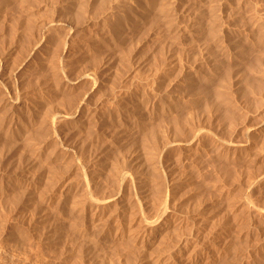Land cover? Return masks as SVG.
<instances>
[{"label":"rangeland","instance_id":"obj_1","mask_svg":"<svg viewBox=\"0 0 264 264\" xmlns=\"http://www.w3.org/2000/svg\"><path fill=\"white\" fill-rule=\"evenodd\" d=\"M263 42L264 0H0V264H144L156 244L146 248L91 230L62 195L63 185L89 170L98 178L97 192L112 190L109 176L121 166L132 176L144 171L143 185L131 189L134 201L145 197V188L153 200L157 184L166 187L171 161L184 188L177 209L187 223L196 216L210 217L204 224L212 230L229 226L230 240L219 255L199 264H264V217L245 206L254 201L255 209L264 210V185L251 187L264 173V153L258 152L264 132L257 131L264 120ZM90 73L95 82L84 77ZM83 99L79 121L52 125L53 115L75 111ZM186 117L224 140L261 143L245 155L221 154L206 139L205 149L213 152L199 150L191 159L175 150L161 161L163 140L186 138L180 132Z\"/></svg>","mask_w":264,"mask_h":264},{"label":"bare ground","instance_id":"obj_2","mask_svg":"<svg viewBox=\"0 0 264 264\" xmlns=\"http://www.w3.org/2000/svg\"><path fill=\"white\" fill-rule=\"evenodd\" d=\"M55 23V22H54ZM56 24V23H55ZM50 25V24H49ZM264 43V42H263ZM40 44V43H39ZM234 44V43H233ZM43 45V44H42ZM241 46V45H240ZM36 47V46H35ZM34 47V48H35ZM238 47V46H237ZM231 48V47H230ZM247 48V47H246ZM236 49V47L234 48ZM232 50V49H231ZM238 53V52H237ZM235 55V54H234ZM32 56V55H31ZM171 62V61H170ZM173 62V61H172ZM236 63V62H235ZM169 64V63H168ZM238 64V63H237ZM173 65V64H171ZM169 66V65H168ZM239 66V65H238ZM248 66V65H247ZM256 66V65H254ZM228 67V65H227ZM257 67V66H256ZM229 68V67H228ZM192 69V68H191ZM222 71V70H221ZM234 71V69H233ZM232 71V72H233ZM239 71V70H238ZM243 71V70H241ZM256 71V69H255ZM167 72V71H166ZM169 72V71H168ZM218 73V72H217ZM228 73V72H227ZM93 73H90V74H86L84 77L86 79H88L89 81L91 82H95V78H94V75H91ZM223 74H224V71H223ZM217 75V74H216ZM230 75V74H229ZM237 75V74H236ZM171 76V74H170ZM219 76V74H218ZM228 76V75H227ZM240 77L243 76L242 72L240 73L239 75ZM154 77V76H152ZM230 77V76H229ZM237 76H235L234 78H236ZM99 78V77H98ZM209 78V77H208ZM218 78V77H217ZM224 78V77H223ZM231 78V77H230ZM233 79V78H232ZM241 79V78H239ZM220 80V79H219ZM156 81V80H155ZM226 82V81H225ZM263 82V81H262ZM219 83V82H218ZM224 83V82H223ZM222 83V84H223ZM261 83V82H260ZM237 84V83H236ZM92 85V84H91ZM221 85V84H220ZM229 85V84H228ZM214 86V85H213ZM221 87V86H220ZM219 87V88H220ZM224 87V86H223ZM231 87V86H230ZM263 88V87H262ZM222 89V88H221ZM154 90V89H152ZM197 90V89H196ZM225 90H227L225 88ZM138 91V90H137ZM125 92V91H124ZM252 92V91H251ZM197 93V92H196ZM212 93V92H211ZM238 93V92H237ZM185 94V93H184ZM204 94V93H203ZM254 94V92H253ZM148 95V94H147ZM199 95V94H197ZM251 95V94H250ZM126 96V94H125ZM157 96V95H156ZM238 96V95H237ZM253 96V95H252ZM173 97V96H172ZM234 97V96H233ZM248 97V96H247ZM145 98V97H144ZM170 98V97H169ZM187 98V97H186ZM194 98V97H193ZM14 99V98H13ZM17 99V98H16ZM135 100V99H134ZM151 100V99H150ZM12 101V100H11ZM230 101V100H229ZM144 102V101H143ZM187 102V101H186ZM189 102V101H188ZM170 103V102H169ZM199 103V102H198ZM13 104V102H12ZM83 104H84V99L78 103L77 106H75V111H72V112H69V113H66V112H58L56 113L55 115H53L52 119H51V123L52 125H57V124H61V123H75L77 121H79V117H78V114L79 112L83 109ZM261 104V103H260ZM115 105V104H114ZM117 105V104H116ZM150 105V104H149ZM194 105V104H193ZM198 105V104H197ZM211 105V104H210ZM213 105V104H212ZM226 105V104H225ZM87 106V105H86ZM91 106V105H90ZM126 106V105H125ZM147 106V105H146ZM13 107V106H12ZM118 107V106H117ZM122 107V106H121ZM158 107V105H157ZM164 107V106H163ZM169 107V106H168ZM206 107V106H205ZM226 107V106H225ZM16 108V107H15ZM125 108V107H124ZM129 108V107H128ZM127 108V109H128ZM143 108V107H142ZM215 108V107H214ZM12 109V108H11ZM62 109V108H60ZM59 109V111H60ZM68 109V108H67ZM66 109V110H67ZM88 109V108H87ZM147 109V108H146ZM171 109V107H170ZM53 110V109H52ZM65 110V111H66ZM73 110V108H72ZM90 110V109H89ZM88 110V111H89ZM131 110V109H130ZM212 110V109H211ZM217 110V109H216ZM19 111V110H18ZM71 111V109H70ZM49 112V111H48ZM83 112V110H82ZM81 112V113H82ZM113 112V111H112ZM126 112V111H125ZM128 112V111H127ZM135 113V111H133ZM143 112V111H142ZM178 112V111H177ZM205 112V111H203ZM217 112V111H216ZM84 113V112H83ZM82 113V114H83ZM91 113V112H90ZM149 113V112H148ZM159 113V112H158ZM212 113V112H211ZM17 114V112H16ZM20 114V113H19ZM18 114V115H19ZM39 114V113H38ZM129 114V113H128ZM176 114V113H175ZM242 114V113H241ZM14 115V114H13ZM12 115V116H13ZM17 115V117H18ZM94 115V113L92 114V116ZM126 115V114H125ZM124 115V116H125ZM178 115V114H177ZM181 115V114H180ZM203 115V114H202ZM213 115V114H212ZM211 115V116H212ZM88 116V115H87ZM86 116V117H87ZM91 116V115H90ZM134 117V115H131ZM130 116V118H131ZM173 116V115H172ZM186 116V115H184ZM245 116V115H244ZM85 115L84 117H81V118H85ZM126 117V116H125ZM150 117V116H149ZM148 117V118H149ZM175 117V116H173ZM214 117V116H213ZM216 117V116H215ZM13 118V117H12ZM15 118V117H14ZM21 118V117H20ZM88 118V117H87ZM90 118V117H89ZM124 118V117H123ZM170 118V117H169ZM181 118V117H180ZM185 118V117H184ZM218 118V117H217ZM23 119V118H21ZM84 119V120H85ZM132 119V118H131ZM160 119V118H159ZM183 119V118H182ZM181 119V120H182ZM19 120V119H18ZM24 120V119H23ZM22 120V121H23ZM83 120V119H80V121ZM127 120V119H126ZM145 120V119H144ZM153 120V119H152ZM165 120V118H164ZM199 120V119H198ZM215 120V119H214ZM213 120V121H214ZM217 120V119H216ZM86 121V120H85ZM99 121V120H98ZM125 121V120H124ZM123 121V122H124ZM151 121V120H150ZM169 121V119H168ZM176 121V120H175ZM184 121V120H183ZM25 122V121H24ZM82 122V121H81ZM80 122V124H81ZM121 122V121H120ZM165 122V121H164ZM171 122V121H170ZM178 122V121H177ZM205 122V121H204ZM222 122V121H221ZM19 123V122H18ZM21 123V122H20ZM97 123V122H96ZM154 123V122H153ZM166 123V122H165ZM168 123V122H167ZM180 123V122H179ZM185 125L184 126H181V133H184V135L186 134V138L184 139H181V140H177V139H166V140H163L164 142H162V145H161V149H162V152H161V155H160V160L161 161H167L169 160V157L171 156L169 153L170 151H175V150H178L177 153L179 152H183V153H186V156H190L189 158H191L194 154H198V151L199 150H203L205 148H207L206 146L208 145L206 139L213 145V147L215 146L216 147V150H218L221 154L224 153V152H243V151H251L253 150L254 148L253 145L255 144V141H252L251 139H249L248 137V142L247 143H239V142H233V141H227L224 140L223 138L215 136V135H212L211 133H209L208 131H206V129H204L203 127L201 126H198V124H196L197 126L194 125V123L192 124L191 120L189 119V117H186L185 119ZM84 124V123H83ZM151 124V123H150ZM184 123L182 122V124L180 125H183ZM260 124V123H259ZM20 125V124H19ZM87 125V124H86ZM96 125V124H95ZM103 124L101 123V126ZM129 125V124H127ZM156 125V124H155ZM166 125V124H165ZM179 125V126H180ZM232 125V124H231ZM107 126V125H106ZM105 126V127H106ZM120 127L123 126V124L121 123V125H119ZM126 126V125H125ZM148 126V125H147ZM170 126V125H169ZM235 126V125H234ZM248 126V125H247ZM250 126V125H249ZM258 126V125H257ZM62 127V126H61ZM151 129H152V125H150ZM154 127V126H153ZM54 128V127H53ZM70 128V127H69ZM94 128V127H93ZM107 128V127H106ZM143 128V127H142ZM169 128V127H168ZM218 128V127H217ZM252 128V126H251ZM73 129V128H72ZM85 129V128H84ZM87 129V128H86ZM104 129V128H103ZM122 129V128H121ZM155 129V128H154ZM255 129V128H254ZM63 130V129H62ZM110 130V129H109ZM114 130V128H113ZM129 130V129H128ZM245 130V129H244ZM250 130V129H249ZM249 130L247 132H249ZM252 130V129H251ZM250 130V131H251ZM67 131V130H66ZM103 132V130H101ZM106 131V130H105ZM153 131V130H151ZM211 131V130H210ZM255 131V130H254ZM257 131L258 133L261 131L264 132V120L261 121V124L258 126L257 128ZM57 132V131H56ZM82 132V131H81ZM80 132V133H81ZM109 132V131H108ZM131 132V131H130ZM154 132V131H153ZM171 132V131H169ZM15 133V132H14ZM68 133V132H67ZM123 133V132H122ZM121 133V134H122ZM127 133V132H126ZM132 133V132H131ZM179 133V132H178ZM215 133V132H213ZM241 133H243L241 131ZM256 133V132H255ZM257 133V134H258ZM102 134V133H101ZM105 133H103L104 135ZM114 134V132H113ZM137 134V133H135ZM139 134V133H138ZM171 134V133H170ZM262 134V133H261ZM62 135V134H61ZM102 135V136H103ZM112 135V134H110ZM127 135V134H126ZM153 135V134H152ZM155 135V134H154ZM173 135V134H172ZM243 135V134H242ZM246 135V134H245ZM254 135V134H252ZM259 135V134H258ZM68 136V135H67ZM74 136V135H73ZM114 136V135H113ZM175 136V135H174ZM179 136V135H178ZM177 136V137H178ZM183 136V135H181ZM257 136V135H255ZM78 137V136H77ZM111 137V136H110ZM123 137V136H122ZM128 137V136H127ZM145 137V136H144ZM160 137V136H159ZM240 137V136H239ZM242 137V136H241ZM262 137V136H261ZM260 137V138H261ZM88 138V137H87ZM108 138V137H107ZM155 138V136H154ZM153 138V139H154ZM180 138V137H179ZM247 138V136H246ZM255 138V137H254ZM63 139V138H62ZM104 139V138H103ZM134 139V137L132 138ZM149 139V137H148ZM231 139V138H230ZM229 139V140H230ZM257 138H255L256 140ZM259 139V137H258ZM264 139V138H263ZM262 139V140H263ZM74 140V139H73ZM107 140V139H105ZM128 140H130L128 138ZM156 140V139H155ZM117 141V140H115ZM135 141V140H134ZM146 141V140H145ZM245 141V140H244ZM260 141V140H259ZM96 142V141H95ZM105 142V141H102V143ZM139 142V141H138ZM157 142V141H156ZM99 143V142H98ZM126 143V142H125ZM133 143V142H132ZM131 143V144H132ZM135 143V142H134ZM261 143V142H260ZM260 143H257L256 144H260ZM89 144V143H88ZM92 144V143H91ZM105 144V143H104ZM102 144V146L104 145ZM118 144V143H117ZM127 144V143H126ZM144 144V143H143ZM147 144H150L148 143L147 141ZM152 144V143H151ZM255 144V145H256ZM122 145V144H121ZM134 145V144H133ZM145 145V144H144ZM260 145H264V144H260ZM65 146V145H64ZM83 146V145H82ZM105 146V145H104ZM108 146V145H107ZM129 146V145H128ZM149 146V145H148ZM152 146V145H151ZM59 147V146H58ZM92 147V146H91ZM119 147V146H118ZM117 147V148H118ZM134 147V146H133ZM212 147V148H213ZM255 147V146H254ZM105 148V147H104ZM124 148V147H123ZM142 148V147H141ZM149 148V147H147ZM151 148V147H150ZM149 148V149H150ZM252 148V149H251ZM258 146H256L255 149H257ZM70 149V148H69ZM128 149V148H127ZM135 149V148H134ZM139 149V148H138ZM147 149V150H149ZM209 149V148H208ZM260 149V148H259ZM258 149V152H263L264 153V146L261 147V150L259 151ZM74 150V149H73ZM107 150V149H106ZM119 150V148H118ZM125 149H123L124 151ZM136 150V149H135ZM207 150V149H205ZM214 150V149H213ZM122 151V152H123ZM209 150H207V153H208ZM212 151V150H210ZM209 151V153H210ZM72 152V151H71ZM125 152V151H124ZM136 152V151H135ZM153 152V151H152ZM213 152V151H212ZM257 152V153H258ZM121 153V152H120ZM133 153V152H132ZM174 153V152H173ZM200 153V151H199ZM204 153V151L202 152V154ZM215 153V152H214ZM219 153V155H220ZM244 153V152H243ZM67 154V153H66ZM76 154V153H75ZM129 154V153H128ZM137 155V153H135ZM135 154H132L135 156ZM139 154V152H138ZM151 154V153H150ZM149 154V155H150ZM176 154V153H175ZM197 154H196V157H197ZM205 154V153H204ZM203 154V155H204ZM217 154V153H216ZM215 154V155H216ZM255 154V153H254ZM58 155V154H57ZM79 155V154H78ZM130 155L131 157V160L133 158V156ZM170 155V156H169ZM178 155V154H177ZM176 155V156H177ZM199 155V154H198ZM212 156V153L210 154ZM226 155V154H225ZM233 155V154H231ZM235 155V154H234ZM242 155V154H240ZM245 155V153H244ZM260 155V153H259ZM71 156V155H70ZM94 156V155H93ZM100 156V154H99ZM154 156V155H153ZM174 156V155H173ZM179 156V155H178ZM181 156V155H180ZM179 156V157H180ZM184 156V155H183ZM185 156V157H186ZM209 156V155H207ZM253 156V155H252ZM255 156V155H254ZM78 157V156H77ZM76 157V158H77ZM110 157V156H109ZM129 157V156H128ZM138 157V155H137ZM147 157V156H146ZM145 157V158H146ZM156 157V156H155ZM158 157V156H157ZM200 157V156H198ZM79 158V157H78ZM81 158V157H80ZM89 158V157H88ZM139 158V157H138ZM144 158V159H145ZM181 158V157H180ZM203 158V157H202ZM212 157H210L211 159ZM217 158V157H215ZM219 158V157H218ZM233 158V157H232ZM56 159V158H55ZM84 159V158H83ZM112 159V158H110ZM122 159V158H121ZM120 159V160H121ZM135 161H136V157L134 158ZM142 159V158H140ZM144 159H142L144 161ZM172 159V158H171ZM192 159V158H191ZM197 159V158H196ZM219 159H222V158H219ZM228 159V158H226ZM231 159V156L230 158ZM234 159V158H233ZM232 159V160H233ZM237 159V158H236ZM66 160V159H65ZM76 160V159H75ZM91 160V158H90ZM109 160V159H108ZM113 160V159H112ZM130 160V158H129ZM128 160V161H129ZM203 160V159H202ZM60 161V160H59ZM111 161V160H110ZM146 161V160H145ZM160 161V163H161ZM182 161V159H181ZM197 161V160H196ZM74 162V161H73ZM109 162V161H108ZM112 162V161H111ZM110 162V163H111ZM116 162V161H115ZM121 162V161H120ZM142 163V161H140ZM148 162V161H147ZM183 162V161H182ZM185 162V161H184ZM200 162V161H199ZM140 163V164H141ZM146 163V162H145ZM145 163H142L145 165ZM176 163V162H175ZM181 163V162H180ZM196 163V162H195ZM210 163V162H208ZM237 163V162H236ZM260 163V162H259ZM115 163H113L114 165ZM117 164H119V162H117ZM166 164V162H165ZM174 162H170L168 164V175H167V183L165 184L166 187L165 188H162V186L160 184H157V186L155 187V190L154 191V199L153 200H149V197L151 194H149V190L148 192L146 193L147 191V188L146 191H144L143 193L141 192L140 194H143L145 195V197L143 196H139L138 195L136 196V200L134 201V199L132 198L131 196V189L135 186V184H138L139 182H141V185L142 184V180L144 178H142V175L144 173H142V170L141 171H138V172H141L139 174H136L138 172H136L135 176L133 175L132 176V173H130L127 169L125 168H113L114 170H112L110 176L111 178V181L109 180V182H111V184H114V187L112 190H104L102 192H97L96 190V186L98 185V178L96 179V176H95V179L94 177H90V175H88V171L87 173H81L82 176H79V178L81 177V179L78 181H74V180H69L65 183V185H63V194L60 193V195H65L68 199V201L70 200L72 206H70L71 208H73L72 210H74V212L80 215H82L83 217L81 218H84L88 225V227L91 228H94V227H97L99 228V231L98 232L100 235L102 236H106L108 234L109 235H112L114 238L117 239V241L120 239V240H123V239H128V240H134V242H139V244L142 246L146 245L145 247L147 248L150 243H153V244H156L158 247H157V251L156 252H153V255L151 254L150 258L149 256L144 257L146 258V261L144 264H199L203 258H206L207 257V261H210V259L216 254H218L217 252L220 250V245L223 243V242H227L228 240H230V230L228 229V224L224 227V226H219L216 228V225H214V230H211L209 229V225L211 223H209V225H206L204 223H208L209 220L211 219H205L204 217L202 218H196V216H194L192 219H191V223L188 224L187 223V220L182 216V214L180 212H178V204L181 205L182 202H180V198L177 199V194H179V189L183 188L181 186L180 188V185L181 183L179 182V178L176 177V175L174 176L173 175V172H172V167L174 166L173 165ZM179 164V163H178ZM183 164V163H182ZM188 164V163H187ZM79 165V163H78ZM110 165V164H108ZM181 165V164H179ZM184 165V164H183ZM189 165V164H188ZM259 165V164H258ZM80 167L81 164L79 165ZM112 166V165H111ZM117 166V165H116ZM137 166V165H136ZM143 167V165H141ZM140 165L138 167H141ZM146 166H149V165H146ZM145 166V167H146ZM162 166V164H161ZM190 167H193L191 165H189ZM197 166V165H196ZM199 166V164H198ZM212 166V165H211ZM222 166V165H221ZM62 167V166H61ZM72 167V166H71ZM108 167V166H107ZM110 167V166H109ZM126 167V166H125ZM150 167V166H149ZM167 167V166H165ZM180 167V166H179ZM187 167V166H186ZM85 168V167H84ZM183 168H185L183 166ZM194 168V167H193ZM61 169V168H60ZM106 169V168H105ZM141 169V168H139ZM144 170V167L142 168ZM151 169V168H150ZM192 169V168H190ZM80 170V169H79ZM164 170H167V168ZM183 170V169H182ZM185 170V169H184ZM186 170H188V167L186 168ZM81 171V170H80ZM104 171V170H103ZM106 171V170H105ZM137 171V170H136ZM148 171H150L148 169ZM196 171V170H195ZM199 171V169H198ZM201 171V170H200ZM107 172V171H106ZM187 172V171H186ZM184 172V173H186ZM238 172V171H237ZM91 173V172H90ZM102 173V172H101ZM182 173V174H184ZM189 173V172H188ZM197 173V172H196ZM66 174V173H65ZM80 174V175H81ZM99 174V173H98ZM97 174V175H98ZM108 174V173H107ZM147 174V172H146ZM151 174V173H150ZM150 174H147V177L150 175ZM199 174V172H198ZM200 174H202L200 172ZM218 174V172H217ZM228 174V173H227ZM262 174V173H261ZM145 175V174H144ZM180 175H181V172H180ZM186 175H189L186 173ZM191 175V174H190ZM99 176V175H98ZM101 176V175H100ZM99 176V178H100ZM183 176V175H182ZM181 176V178H182ZM185 176V175H184ZM200 176V175H199ZM108 177V179H109ZM150 178L153 177V176H149ZM192 177V175H191ZM254 177V176H253ZM103 178V177H102ZM142 178V179H141ZM189 178V177H187ZM64 179V178H63ZM107 179V180H108ZM149 179V178H148ZM179 179V180H178ZM184 179V178H183ZM190 179V178H189ZM101 180V179H99ZM104 180V179H102ZM185 180V179H184ZM54 181V180H53ZM52 181V182H53ZM98 181V182H97ZM147 181V180H146ZM145 181V182H146ZM187 181V180H186ZM206 181V180H205ZM224 181V180H223ZM102 182V181H101ZM106 182V181H105ZM109 182L107 183V185L109 184ZM144 182V184H146ZM150 183H153V180L152 182L149 181ZM189 182V180H188ZM238 182V181H237ZM103 183V182H102ZM148 183V182H147ZM252 183V188L256 187V186H259V185H264V173L263 175H261L259 178H256L255 181L251 182ZM105 184V183H104ZM149 184V183H148ZM190 184V182L188 183ZM110 185V184H109ZM139 185V184H138ZM187 185V184H186ZM148 186V185H147ZM190 186V185H188ZM209 186V185H208ZM52 187V186H51ZM226 187V186H225ZM43 188V187H42ZM54 188V187H53ZM52 188V189H53ZM109 188V186H108ZM187 188V187H186ZM258 188V187H257ZM262 188V187H261ZM106 189V188H105ZM111 189V188H110ZM144 189V188H143ZM141 189V190H143ZM150 189V188H148ZM184 189V188H183ZM49 190V188H48ZM62 190V189H61ZM60 190V191H61ZM140 190V191H141ZM208 190V189H207ZM230 190V189H229ZM258 190V189H257ZM182 191V190H181ZM189 192V190H188ZM186 194V192H184ZM192 193V192H190ZM139 194V195H140ZM188 194V193H187ZM186 194V196H187ZM53 195V194H52ZM58 195V194H57ZM61 195V196H62ZM228 195V194H227ZM184 196V195H183ZM190 196V195H188ZM232 196V195H231ZM234 196V195H233ZM236 196V195H235ZM234 196V197H235ZM254 197V196H253ZM58 198V197H57ZM61 198V197H60ZM135 198V197H134ZM182 198V197H181ZM191 197H187V200L189 201ZM65 199L64 197V200H67ZM144 199V202L145 204L143 203L142 204V200ZM235 199V198H234ZM233 199V200H234ZM236 199H239V198H236ZM63 200V201H64ZM178 200V201H177ZM180 200V201H179ZM186 200V199H185ZM186 200V201H187ZM229 200V199H228ZM250 200V199H249ZM184 201V199H183ZM185 201V202H186ZM230 201V200H229ZM235 201V200H234ZM241 201V199H240ZM259 201V200H258ZM190 202V201H189ZM201 202V201H200ZM233 201L231 200V203ZM244 202V201H242ZM251 202V201H250ZM254 202V201H252ZM251 202L250 203H246V200H245V206L247 205V207L249 208V210H254L256 211L258 214H261L262 215V218L264 217V210H261L259 208L255 209L254 206H253V203ZM134 203L137 204V208L134 207ZM225 203V201H224ZM237 203V202H235ZM66 204V203H65ZM67 204L69 205V203L67 202ZM135 204V205H136ZM184 204V203H183ZM54 205V204H53ZM185 205V204H184ZM188 205V204H187ZM238 205V204H237ZM259 205V203H258ZM221 206V205H220ZM232 206V205H231ZM230 206V207H231ZM256 206V205H255ZM260 206V205H259ZM132 207V208H131ZM183 207V205L181 206ZM185 207V206H184ZM188 207V206H187ZM229 207V208H230ZM235 206H233L234 208ZM246 207V209H247ZM258 207V206H257ZM55 208V207H54ZM209 208V207H208ZM69 209V208H68ZM185 209V208H184ZM203 209V208H202ZM217 209V208H216ZM67 210V209H66ZM71 210V211H72ZM186 210V209H185ZM56 211V210H55ZM180 211H181V208H180ZM189 211V210H188ZM204 212V211H203ZM60 213V212H59ZM75 213V215H76ZM200 213V212H199ZM205 213V212H204ZM230 213V212H229ZM235 213V212H234ZM249 213V212H248ZM252 213V212H251ZM257 213H253V214H257ZM190 214V213H189ZM207 214V213H205ZM211 214V212H210ZM209 214V215H210ZM247 214V213H246ZM54 215V214H53ZM68 215V214H67ZM198 215V214H197ZM245 215V214H244ZM63 216V215H62ZM66 216V215H65ZM64 216V217H65ZM74 216V215H73ZM192 216V215H191ZM211 216V215H210ZM212 217V216H211ZM54 218V217H53ZM244 218V217H243ZM250 218V217H249ZM253 219V218H252ZM77 220V218H76ZM228 220V219H227ZM54 221V220H53ZM57 221V220H55ZM83 221V219L81 220ZM233 221V220H232ZM73 222V221H72ZM75 222V221H74ZM73 222V223H74ZM211 222V221H210ZM214 222V220H213ZM212 222V223H213ZM234 222V221H233ZM254 222V221H253ZM242 223V222H241ZM263 223V221H262ZM63 224V223H62ZM69 224V223H68ZM220 224V222H219ZM224 224V223H223ZM222 224V225H223ZM233 224V223H232ZM235 224V223H234ZM255 224V223H254ZM260 224V223H259ZM75 225V223H74ZM79 225V224H78ZM231 225V224H230ZM253 225V224H252ZM256 225V224H255ZM263 225V224H262ZM261 225V226H262ZM73 226V225H72ZM208 226V227H207ZM233 226V225H232ZM236 227V224L234 225ZM256 226H259V225H256ZM264 226V225H263ZM254 227V226H253ZM260 227V226H259ZM70 228V227H69ZM73 228V227H72ZM80 228V227H78ZM87 228V227H86ZM237 228V227H236ZM235 228V229H236ZM258 228V227H257ZM232 229V228H231ZM256 229V227H255ZM66 230V229H64ZM68 230V229H67ZM262 230V229H261ZM260 230V231H261ZM69 231V230H68ZM77 231V230H76ZM84 231V230H83ZM90 231V230H89ZM232 231V230H231ZM86 232V231H85ZM257 232V231H256ZM61 233V232H60ZM68 233V232H67ZM97 233V234H98ZM235 233V232H233ZM57 234V233H56ZM71 234V233H70ZM95 234V233H94ZM93 234V235H94ZM67 235V234H66ZM263 235V234H262ZM74 236V235H73ZM89 236V235H88ZM87 236V237H88ZM98 236V235H97ZM248 236V235H247ZM94 237V236H93ZM100 237V236H99ZM241 237V236H240ZM259 237V236H258ZM69 238V237H68ZM82 238V237H81ZM84 238V237H83ZM100 238H103V237H100ZM110 238V237H109ZM66 239V238H65ZM107 239V238H106ZM113 239V238H112ZM233 239V238H231ZM263 239V238H261ZM64 240V239H63ZM102 240V239H101ZM110 240V239H108ZM124 240V241H126ZM80 241V240H79ZM96 241V240H95ZM105 240L103 239V242ZM86 242V241H85ZM98 242V241H97ZM101 242V243H103ZM106 242V241H105ZM112 242V241H110ZM109 242V244H110ZM122 242V241H121ZM128 242V241H127ZM135 242V244H136ZM68 243V242H67ZM75 243V242H74ZM83 243V242H82ZM87 243V242H86ZM100 243V242H99ZM100 243V244H101ZM107 243V242H106ZM104 243V244H106ZM113 243V242H112ZM231 243V242H230ZM80 244V243H79ZM95 244V242H94ZM120 244V243H119ZM134 244V246H135ZM224 244V243H223ZM227 244V243H226ZM229 244V243H228ZM74 245V244H73ZM89 245V244H88ZM99 245V244H98ZM102 245V244H101ZM107 245V244H106ZM118 245V244H117ZM262 245V244H261ZM65 246V245H64ZM71 246V245H69ZM79 246V245H78ZM86 246V244H85ZM84 246V247H85ZM95 246V245H94ZM103 248H104V245H102ZM110 246V245H109ZM138 246V245H137ZM140 246V247H141ZM81 247V246H80ZM113 247V246H112ZM112 247L110 249H112ZM130 247V246H129ZM153 247V246H152ZM226 247V246H225ZM230 247V246H229ZM228 247V248H229ZM69 248V247H67ZM73 248V247H72ZM82 248V247H81ZM86 248V247H85ZM95 248V247H94ZM98 248V247H97ZM100 248V247H99ZM98 248V249H99ZM138 248V247H136ZM142 248V247H141ZM140 248V249H141ZM149 248V247H148ZM250 248V247H249ZM83 249V248H82ZM93 249V247H92ZM108 249V247H107ZM117 249V248H116ZM126 249V248H125ZM132 249V248H131ZM139 249V248H138ZM140 249H139V252H140ZM151 249V248H150ZM153 249V248H152ZM227 249V248H226ZM225 249V250H226ZM73 250V249H72ZM76 250V249H75ZM109 250V249H108ZM121 250V249H120ZM143 250V248H142ZM94 251V250H92ZM96 251V250H95ZM113 251V250H112ZM122 251V250H121ZM120 251V252H121ZM128 251V250H127ZM131 251V250H130ZM153 251V250H152ZM155 251V250H154ZM143 252V251H141ZM140 252V253H141ZM149 252V251H148ZM148 252H145V253H148ZM220 252V251H219ZM222 252V251H221ZM227 252V251H226ZM240 252V251H239ZM66 253V252H65ZM94 253V252H93ZM98 253V252H96ZM108 253V252H106ZM116 253H117V250H116ZM119 253V252H118ZM130 253V252H128ZM139 253V254H140ZM225 253V252H224ZM230 253V252H229ZM95 254V253H94ZM132 253H130L131 255ZM250 254V253H248ZM79 255V254H78ZM93 255V254H92ZM101 255V254H100ZM122 255H124L122 253ZM121 255V256H122ZM125 255L126 252H125ZM129 255V254H128ZM142 255V254H141ZM148 255V254H147ZM219 255V254H218ZM217 255V256H218ZM95 256H97L95 254ZM111 256V255H110ZM118 255H116L115 257H117ZM132 256V255H131ZM62 257V256H61ZM72 257V256H71ZM76 257V256H75ZM93 257V256H92ZM102 256H100V259H103L101 258ZM109 258V256H106ZM130 257V256H128ZM135 257V256H134ZM133 257V258H134ZM142 257V256H141ZM211 257V258H210ZM231 257V256H230ZM245 257V256H243ZM97 258V257H96ZM99 258V256H98ZM106 258V259H108ZM120 258V257H119ZM127 258V257H126ZM132 258V257H131ZM132 258V259H133ZM136 258V257H135ZM149 258V259H148ZM218 258V257H217ZM240 258V257H239ZM78 259V258H77ZM137 259V258H136ZM139 259V258H138ZM144 259V258H143ZM214 259V258H213ZM235 259V258H234ZM81 260V259H80ZM89 260H92L90 259L89 257ZM96 260V259H95ZM98 260V259H97ZM105 260V258H104ZM145 260V259H144ZM205 259H203L204 261ZM216 259H214L215 261ZM233 260V259H232ZM88 261V260H86ZM100 261V260H99ZM109 261V260H108ZM122 261V259H121ZM135 261V260H134ZM143 261V260H142ZM237 261V260H236ZM249 261V260H248ZM77 262V260H76ZM106 262V261H105ZM124 262V261H122ZM121 262V263H122ZM141 260H139L138 263H140ZM144 262V261H143ZM206 262V261H205ZM226 262V261H225ZM247 262V261H246ZM90 263V262H88ZM108 263V262H107ZM110 263V262H109ZM84 264V263H82ZM113 264V262L111 263ZM204 264V263H202ZM209 264V263H208ZM250 264V263H249Z\"/></svg>","mask_w":264,"mask_h":264}]
</instances>
